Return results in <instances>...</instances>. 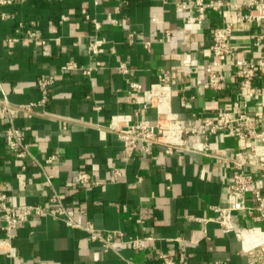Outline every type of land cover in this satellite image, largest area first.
<instances>
[{"label": "crops", "instance_id": "1", "mask_svg": "<svg viewBox=\"0 0 264 264\" xmlns=\"http://www.w3.org/2000/svg\"><path fill=\"white\" fill-rule=\"evenodd\" d=\"M176 1L15 0L0 5L5 13L0 19V108L3 100L37 101V80L53 78L46 103L34 112H0V192L12 206L41 204L50 212L64 213L63 218L30 216L13 231V254L0 252V264H161L157 250L174 256L184 252L185 264H246L235 233L260 229L259 218L232 212L226 229L211 220L210 206L226 204L231 175L227 163L197 152L165 154L162 146L145 154L125 148L107 128L115 116L134 120L137 110L138 118L155 120V109L141 107L142 92H131L127 79L147 88L161 70L171 74L177 90L170 94V107L183 121H189L192 112L212 115L218 106L237 98L238 77L232 70H223L226 90L219 92L192 86L189 80L206 79L211 29L234 19L236 12L209 9L203 20L188 22L191 14L177 12ZM27 29L38 32L45 43L27 39ZM165 30L170 31L169 41H158ZM256 30L251 26L233 36L248 59L254 57ZM130 33L132 42L127 41ZM142 38L152 40L149 48L143 47ZM90 42L100 43L96 54L89 51ZM69 60L84 67H94L96 61L99 65L89 75L62 70ZM188 60L194 63L184 65ZM121 63L127 73L118 71ZM254 84V99L239 106L263 114L264 126V70ZM182 95L185 107L179 105ZM9 125L22 132L28 144L23 159L5 146ZM206 140L215 154L243 145L220 135ZM200 145L195 139L194 147ZM50 155L56 159L46 162ZM80 171H86L93 184L72 185ZM53 194L58 200L50 202ZM248 203L253 204L249 197ZM66 220L117 232L113 249L104 251L86 230ZM5 236L0 230V239ZM135 238L141 248L131 247Z\"/></svg>", "mask_w": 264, "mask_h": 264}, {"label": "built area", "instance_id": "2", "mask_svg": "<svg viewBox=\"0 0 264 264\" xmlns=\"http://www.w3.org/2000/svg\"><path fill=\"white\" fill-rule=\"evenodd\" d=\"M15 0H0V5L13 3ZM177 12H189L187 21H201L205 18L207 10L221 11L232 9L236 12L234 19H224L221 25L211 29L210 56L205 64L207 77L205 80H192L191 85H200L204 89L213 91L226 90V78L223 70H232L238 77L236 85L237 98L225 102L216 108L212 115H202L192 112L189 121H183L170 107V94L177 90L171 85V74L161 70L158 80L147 88H143L139 82L127 79L131 92H142L140 101L142 108H154L155 120L149 121L138 118V110L134 112L135 119L128 116H115L107 125L109 131L115 133L125 148L137 149L142 153L151 154L154 146H162L165 154H171L175 150L197 152L215 158L218 162L227 163L231 169L230 178L226 184L227 198L224 206L212 205L214 212L211 220L222 229H226V221L232 212H245L249 216L256 215L262 227L250 232H236V237L241 242V251L246 256V264H264V126L261 125L263 114L250 113L239 106V102L247 103L254 99L256 94L255 79L264 70V0H179L174 2ZM5 13L0 11V19ZM62 19L65 17L62 15ZM111 22L115 20L110 19ZM95 27L98 23L94 22ZM257 30L253 34L252 47L254 57L248 59L234 42L236 32L249 27ZM25 37L31 41L45 43V39L33 30H25ZM170 31L157 37L158 41H169ZM16 41V38H8ZM57 40V39H56ZM134 36L130 33L127 41L132 42ZM144 48H149L152 40L142 38L140 40ZM100 43L90 42L88 49L92 54L98 52ZM194 60L184 62V65H192ZM94 67H84L75 61L64 62L62 70H79L89 75ZM121 73L128 70L124 64L117 67ZM178 75V74H177ZM52 76L39 78L37 87L40 98L35 102L24 104H12L6 100L1 102L0 112L12 115L16 112H34L38 105H44L48 99ZM192 97V96H190ZM186 97L180 96L179 105L186 106ZM98 109V107H95ZM220 135L223 138L235 139L243 142V145L224 154H215L210 150L209 136ZM5 146L11 150L15 157L23 159L28 154V144L22 132L12 125L5 128ZM200 140V148L194 147V140ZM56 159V155L48 156L45 161ZM24 169V166H21ZM114 175L118 171L114 170ZM95 183V182H94ZM93 184L90 175L86 171L78 172L73 178L72 185L86 187ZM248 197L253 204L248 203ZM55 194L49 197L50 202L57 201ZM50 214L56 218H63V210L57 213L50 212L41 204H18L9 205L4 193L0 192V220L3 225L0 230L5 232V238L0 239V252L10 257L13 254L10 238L13 231L24 225L30 216ZM197 219V218H195ZM200 220V219H198ZM66 222L73 226H80L70 220ZM82 227L87 231L93 241H98L104 251L113 249V237L117 232H101L87 223ZM116 233V234H115ZM133 248H141L140 240L135 238L130 243ZM161 264H185L186 255L179 252L175 256L161 250L156 251ZM213 264H220L214 262Z\"/></svg>", "mask_w": 264, "mask_h": 264}]
</instances>
